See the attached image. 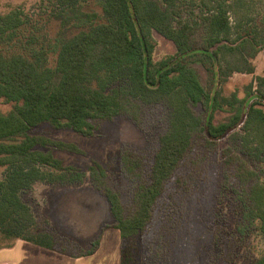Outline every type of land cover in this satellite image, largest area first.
Wrapping results in <instances>:
<instances>
[{
  "label": "trees",
  "instance_id": "trees-1",
  "mask_svg": "<svg viewBox=\"0 0 264 264\" xmlns=\"http://www.w3.org/2000/svg\"><path fill=\"white\" fill-rule=\"evenodd\" d=\"M243 3L53 0L51 15L59 23V31L52 44L40 41L28 29L29 20L22 12L0 16V99L12 104L9 112L0 111V168H4L0 180L1 238L22 239L71 256L93 253L98 238L91 250L81 253L57 234L37 231L32 210L20 193L38 181L71 184L81 174H75L78 170L73 166H64L52 149L81 150L75 144L30 131L47 124L89 137L100 122L125 114L124 104L131 102L166 105L168 128L159 138L147 181L133 195L130 212L125 213L117 192L97 185L114 219L112 226L101 230L119 231L121 264H134L136 237L146 230L166 184L195 144L215 150L226 136L235 144L232 151L260 162L255 169L242 164L236 167V179L242 183L238 185H243L244 191L249 189L245 196L238 187L233 188L234 200L241 206L237 236L257 219L258 230L264 234V101L258 98H264V77L254 76L241 99L236 93L223 96L218 88L207 92L189 66L199 62L218 87L235 73L254 75L251 61L264 48V20L239 16ZM90 4L96 9H85ZM197 27L203 33L200 44L195 38ZM153 31L173 43V55L153 60ZM14 39L18 50L1 48ZM50 51L55 53L52 66L47 58ZM217 111H230L233 116L227 124H215ZM122 160L130 171L135 168L136 163L126 155ZM225 162L230 163L228 159ZM73 174L76 176H70ZM226 181L224 187L231 189ZM179 247L184 251V245ZM191 263L185 256L183 264ZM252 264H264V257Z\"/></svg>",
  "mask_w": 264,
  "mask_h": 264
},
{
  "label": "rangeland",
  "instance_id": "rangeland-1",
  "mask_svg": "<svg viewBox=\"0 0 264 264\" xmlns=\"http://www.w3.org/2000/svg\"><path fill=\"white\" fill-rule=\"evenodd\" d=\"M243 2V7L238 9L239 16L264 20V0ZM53 7V0H0V16L11 11L22 12L29 20L28 29L33 30L40 41L52 44L59 31V23L51 15ZM85 9L96 8L90 4ZM230 21L235 22L232 14ZM196 29L195 38L200 44L202 29ZM152 37L154 61L175 53L171 41L154 31ZM8 43H3L1 48L18 50L19 47L14 46L15 39ZM47 58L48 65L52 66L55 53L50 51ZM251 62L255 66L254 75L235 73L220 87L199 62L189 63V66L207 92L218 88L223 96L236 93L242 99L246 97V85L254 76L264 77V48ZM253 90L257 96V91ZM261 92L264 93V89ZM258 98L264 101L263 97ZM124 106L125 114L100 122L89 137L47 124L30 131L32 135L75 144L81 150L74 153L52 149L64 166H73L78 170L75 174H81L80 177L70 175L76 176L71 184L38 181L31 189L20 193L22 201L32 210L37 231L57 234L74 244L76 251L91 248L99 231L114 224L109 204L97 185L117 192L125 213L130 212L133 195L137 187L147 181L159 138L168 128L166 105L131 102ZM11 109L12 104L0 99L1 112ZM196 111L200 112L201 108ZM232 116L230 111H217L214 123L227 124ZM234 146L228 136L217 142L215 150L202 143L195 144L166 184L146 230L136 237L134 264H183L185 256L191 264H252L264 257V234L258 230V219L237 236L241 206L234 200L233 193L236 187L245 196L249 193L248 184L245 185L248 191L238 185L242 183L236 179V167L242 164L246 169H255L260 162L232 151ZM123 155L136 163L132 171L125 166ZM227 159L230 163L225 162ZM3 177L4 168L1 167L0 180ZM224 180L230 183L231 189L224 187ZM111 232L99 256V264H103L105 258L116 257L120 241L118 232ZM179 244L184 245V251Z\"/></svg>",
  "mask_w": 264,
  "mask_h": 264
},
{
  "label": "crops",
  "instance_id": "crops-1",
  "mask_svg": "<svg viewBox=\"0 0 264 264\" xmlns=\"http://www.w3.org/2000/svg\"><path fill=\"white\" fill-rule=\"evenodd\" d=\"M113 230L118 232L120 241L118 251L115 259L114 255L112 258H105L103 264H121L122 243L119 231L114 228L100 230L98 233L99 243L93 253L83 255L79 253V256H71L59 250L50 249L22 239H2L0 235V264H99V256L104 244H107L106 238L110 233H113L111 232ZM91 248L82 249L80 252H88Z\"/></svg>",
  "mask_w": 264,
  "mask_h": 264
}]
</instances>
